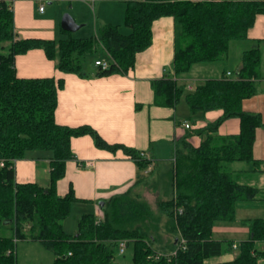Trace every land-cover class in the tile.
Returning <instances> with one entry per match:
<instances>
[{"label":"trees","instance_id":"trees-1","mask_svg":"<svg viewBox=\"0 0 264 264\" xmlns=\"http://www.w3.org/2000/svg\"><path fill=\"white\" fill-rule=\"evenodd\" d=\"M124 1L123 24L127 33L108 23L96 37H67L56 42L15 39L11 0H0V224L10 227L13 233H0V264H16L18 240L38 241L53 253L52 264H117L115 248L119 239L131 244L132 264H206L207 259L227 251L224 241L213 239V224L234 220L237 202L254 200L259 194V188L238 181L225 165L236 161L257 164L252 148L256 129L264 123L259 114L244 111L242 101L256 93L255 83L261 77L260 44L264 40L242 52L233 76L208 78L183 96L191 114L211 110H221L222 114L206 127L193 131L201 138L196 147L185 142V151L174 154L171 197L160 204L177 233L168 253L176 250L174 255L156 257L157 250L151 245L154 239L139 225L147 216L148 207L131 191L105 201L101 219L83 213L75 234L64 231L63 221L77 198L71 188L58 195L55 185L64 176L66 161L75 158L70 148L72 136L88 134L98 148L123 150L139 171L150 161L139 157L136 149L108 143L89 125L57 124L54 111L63 80L18 77L15 56L41 48L48 59L56 58L59 70L84 74L79 56L91 53L98 42L107 51L110 65L107 69L95 66L94 75L125 73L133 66L136 53L151 43L152 22L172 16L180 27L173 73L151 81V87L155 105L174 107L183 94L177 78L195 64L226 59L230 43L247 38L255 16L264 14V0ZM232 117L239 119V132L219 135L218 126ZM32 150L51 153L46 186L15 181L14 161ZM142 179L140 174L136 182ZM246 223L250 235L238 243L236 256L209 264H259L258 260L264 259V218L248 219Z\"/></svg>","mask_w":264,"mask_h":264},{"label":"crops","instance_id":"crops-1","mask_svg":"<svg viewBox=\"0 0 264 264\" xmlns=\"http://www.w3.org/2000/svg\"><path fill=\"white\" fill-rule=\"evenodd\" d=\"M35 2L36 0H11L15 39L42 38L57 42L67 37H96L104 25L111 23L120 26V21L124 18V0H46L52 8L48 16L34 20ZM114 6H117V13L111 10ZM39 7L38 13H45V9L40 11ZM65 11L70 13L76 23L81 24L79 28H85L93 22L94 32L81 37L80 31V36L74 34L79 28L73 32L63 30L60 23L61 15ZM125 28L128 31L127 27ZM179 32V24L172 16H162L154 20L151 25V43L147 48L136 53L133 66L125 73L96 76L95 68L90 70L81 68L84 74L64 72L57 68L56 58L48 59L43 49L33 48L15 56L16 75L21 78L62 79L63 85L57 90V106L54 111V121L57 124L69 127L89 125L110 144L118 143L138 151H145L147 160L150 161L149 171H155L157 164L162 165L161 163L171 153L174 155L176 151H179L178 154L185 151V142L196 147L201 138L193 131L206 127L222 114L221 110L191 114L188 105L184 108L180 106L179 101L174 107L153 103L151 81L173 73L172 61ZM258 40H264V14L261 13L255 16L253 25L247 30V38L232 41L229 45L228 55L224 59L226 61L230 59V51L234 43L240 42L243 47H246L237 45L238 50L233 60L235 69H230L225 62L218 63L219 61L216 62L215 70L211 64H195L189 72V77L177 79L181 83L179 85H190L191 89L188 90L192 92L198 84L208 78H220L227 72L233 76L240 66L242 52L254 47ZM99 46L108 56L107 51L101 45ZM260 51L264 55V43L260 44ZM97 59L101 58H95ZM260 66L261 77L255 83L256 93L242 101V109L259 114L264 123V61L262 59ZM191 81H197L198 84L191 85ZM191 115L195 117L192 122L187 119ZM184 122L189 123L188 128L184 127ZM238 132L239 119L236 117L224 120L217 128V133L221 136L234 135ZM187 133L190 134L186 136ZM70 148L75 158L66 161L64 176L55 185L56 193L64 195L71 188L77 198V201L73 203L93 204L102 200V204L95 205L93 212H88L96 218H102L105 201L112 196L133 191L140 185L136 182L137 176L144 174L146 168L142 170L143 173L139 171L135 161L123 150L109 151L98 148L88 134L72 136ZM32 151H27L22 159L14 161L15 181L36 182L46 186L49 182L51 153H33ZM252 155L257 160V164L236 161L227 163L225 169L238 181L253 186V183L246 180L257 173L264 174V125L256 129ZM42 162L47 163V168L44 165L40 173L38 165ZM168 170L169 168L166 173ZM257 188L259 193H264V186ZM243 233L247 236L240 241L249 238V231ZM213 239L223 241V239ZM175 242L176 238L173 239V243ZM239 242H231L230 249L233 245L236 246L233 248L234 253L232 250L225 251L219 255L220 259L215 260L212 257L205 263L232 260L238 252ZM155 250L169 253V250L166 251L160 247ZM259 264H264V259H260Z\"/></svg>","mask_w":264,"mask_h":264},{"label":"rangeland","instance_id":"rangeland-1","mask_svg":"<svg viewBox=\"0 0 264 264\" xmlns=\"http://www.w3.org/2000/svg\"><path fill=\"white\" fill-rule=\"evenodd\" d=\"M43 6L45 9V13H38V7ZM50 5L46 2V0H36L35 2V13L33 14L34 20L40 19L42 17H47L48 13L51 11ZM112 12L117 13V6L112 7ZM64 13H69L65 11ZM63 13V14H64ZM62 14V15H63ZM70 14V13H69ZM61 15V17H62ZM120 30L124 33H127L126 28L123 26V21H120ZM79 31L81 37L88 36L94 32L93 29V22L90 23L89 26L79 28L77 32L74 34L77 36L79 35ZM56 39L58 37H55ZM237 41V40H236ZM239 44L234 43L232 45L230 51V59L220 60L218 63L225 62L228 65V68L235 69L233 65L234 56L236 51L238 50L237 45L243 47V44L237 42ZM179 44V39L177 38V45ZM100 44L95 42V47L91 53L83 54L79 56V61L81 63V68L84 70H90L95 67L94 59L100 57L101 59L109 60V57L103 52ZM232 58V59H231ZM261 59L264 61V55L261 54ZM205 64H211L213 70L217 68L216 62H210ZM204 67V66H203ZM191 71V70H190ZM189 71V72H190ZM206 72V70H204ZM181 74L180 77H189L190 73ZM192 74V73H191ZM202 74V73H200ZM212 74V73H210ZM189 75V76H188ZM177 78V79H178ZM178 84H181L177 81ZM191 85H197V81H191ZM183 88V94L179 100L180 106L187 107V103L184 101V94L191 92L190 85H181ZM191 122L194 121V115L188 116ZM33 153H50L49 151L45 150H33ZM32 153V154H33ZM175 157L171 153L169 157L161 163L162 165L157 164V168L155 171H149L148 174L143 175V179L139 182L138 188L131 191V195L137 197L138 199L142 200L146 203L148 207L147 216L143 219V221H139V225L147 232L148 235H151L154 241L151 242V245L154 249L163 248L164 250H169L172 246L173 239L176 238L177 235L176 230L171 224L170 219L166 216L164 212H162L160 208V204L163 200L168 199L171 197L170 195V180L171 175L170 172L174 166ZM47 168V163L42 162L39 163L38 168L41 173L43 166ZM150 165V162L147 166ZM148 168V167H145ZM168 173H166L167 169ZM151 169V168H148ZM142 172V170H141ZM143 173V172H142ZM253 175V174H252ZM41 176L47 177V175L41 174ZM246 182L253 183V186H264V174L260 175L259 173L253 175L252 178L246 180ZM170 187V188H169ZM168 188L170 190H168ZM169 193V194H168ZM172 193V192H171ZM102 200L97 202L91 203H73L71 205L70 213L63 221V227L66 233L68 234H75L77 228L78 218L83 213H88L93 210L95 205H99ZM93 212V211H92ZM252 218H264V193H259L257 195L256 200L251 201H240L236 204L235 210V218L232 221H216L211 230V234L213 238L223 239L224 247L227 248L229 252H235V249L228 248V243L233 241L239 242L243 238H246L247 235L243 233L244 231L247 233L249 231L248 224L246 220ZM0 233L11 236L12 229L8 226H4L0 224ZM15 257H16V264H52L54 255L52 252L46 250L38 241H26V240H18L15 245ZM132 257V248L131 244L127 245L123 254L118 253L117 247L115 248V262L117 264H132L131 262ZM218 257V258H217ZM214 259H220L219 256L214 257ZM259 262V260H258Z\"/></svg>","mask_w":264,"mask_h":264},{"label":"built area","instance_id":"built-area-1","mask_svg":"<svg viewBox=\"0 0 264 264\" xmlns=\"http://www.w3.org/2000/svg\"><path fill=\"white\" fill-rule=\"evenodd\" d=\"M39 10L42 11L43 10V6H40ZM94 65L95 66H99L101 69H107L109 67L110 63H109V60H106V59H99V60L97 59V60L94 61ZM226 75L228 76V75H230V73L227 72ZM184 127L188 128L189 127V123L188 122H184ZM138 156L142 157L144 159H147L145 151H139ZM0 165H2V161L0 162ZM147 167L149 168V166H147ZM148 168H146L144 170V173H147L149 171ZM178 211L180 212V209H178ZM127 245H128L127 239H119V240H117L116 247L118 249V253L123 254L125 249H126V247H127ZM235 247L236 246L233 245V248H235ZM175 253H176V250H173V252H171L170 254L174 255ZM166 255H169V254L165 253V252L157 251L156 257L166 256Z\"/></svg>","mask_w":264,"mask_h":264},{"label":"water","instance_id":"water-1","mask_svg":"<svg viewBox=\"0 0 264 264\" xmlns=\"http://www.w3.org/2000/svg\"><path fill=\"white\" fill-rule=\"evenodd\" d=\"M61 28L66 31L73 32L78 29L81 24L75 22L74 18L69 13H64L61 17ZM102 204V202H100Z\"/></svg>","mask_w":264,"mask_h":264}]
</instances>
